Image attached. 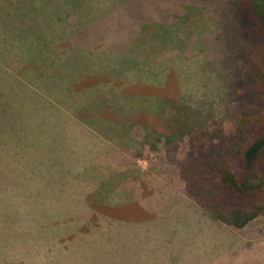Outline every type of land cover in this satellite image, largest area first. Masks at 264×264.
I'll list each match as a JSON object with an SVG mask.
<instances>
[{"label": "rangeland", "instance_id": "1", "mask_svg": "<svg viewBox=\"0 0 264 264\" xmlns=\"http://www.w3.org/2000/svg\"><path fill=\"white\" fill-rule=\"evenodd\" d=\"M248 4L0 0V264H264V216L213 221L176 171L264 130Z\"/></svg>", "mask_w": 264, "mask_h": 264}, {"label": "trees", "instance_id": "2", "mask_svg": "<svg viewBox=\"0 0 264 264\" xmlns=\"http://www.w3.org/2000/svg\"><path fill=\"white\" fill-rule=\"evenodd\" d=\"M248 10L264 33V0H249ZM256 78L264 87V46L260 48ZM45 99L51 106L60 108L49 96ZM86 108L82 104L68 113L74 120L89 123L80 114ZM211 135L213 139L220 138L215 130ZM217 143L218 146L210 148L212 152L219 151L213 156L195 151L197 145L192 142L176 171L184 195L213 221L238 229L256 216H264V130L249 137L244 135V126L237 124L222 144ZM110 199L111 196L106 201L112 203Z\"/></svg>", "mask_w": 264, "mask_h": 264}, {"label": "crops", "instance_id": "3", "mask_svg": "<svg viewBox=\"0 0 264 264\" xmlns=\"http://www.w3.org/2000/svg\"><path fill=\"white\" fill-rule=\"evenodd\" d=\"M75 124H77V125H81V126H83V127H85V128H87L86 127V125H88V124H90V122H89V120L87 121V122H89V123H85V124H83V123H81L80 121H77V120H74V119H72V118H70Z\"/></svg>", "mask_w": 264, "mask_h": 264}]
</instances>
